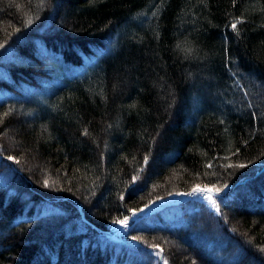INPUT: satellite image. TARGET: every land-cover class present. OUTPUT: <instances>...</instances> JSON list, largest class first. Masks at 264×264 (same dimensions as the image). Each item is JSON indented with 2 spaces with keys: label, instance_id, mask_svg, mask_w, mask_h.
Listing matches in <instances>:
<instances>
[{
  "label": "trees",
  "instance_id": "16d2710c",
  "mask_svg": "<svg viewBox=\"0 0 264 264\" xmlns=\"http://www.w3.org/2000/svg\"><path fill=\"white\" fill-rule=\"evenodd\" d=\"M0 264H264V0H0Z\"/></svg>",
  "mask_w": 264,
  "mask_h": 264
},
{
  "label": "rangeland",
  "instance_id": "374dc122",
  "mask_svg": "<svg viewBox=\"0 0 264 264\" xmlns=\"http://www.w3.org/2000/svg\"><path fill=\"white\" fill-rule=\"evenodd\" d=\"M26 152L29 153V151H26ZM30 157H33V156L30 155ZM31 161H32L33 164H35V160H32V159H31ZM203 189H204V188H203ZM196 193H199L200 196H206L204 199H206V200L209 201V202H212V199L209 197V194L207 193V191H204V192H196ZM197 196H198V198H202V197H200L199 195H197ZM114 230H117V231L114 232V234H116V235H118V236L121 237V232H122V230H123V227H121V226H116V228H114Z\"/></svg>",
  "mask_w": 264,
  "mask_h": 264
},
{
  "label": "snow or ice",
  "instance_id": "6c2138e0",
  "mask_svg": "<svg viewBox=\"0 0 264 264\" xmlns=\"http://www.w3.org/2000/svg\"><path fill=\"white\" fill-rule=\"evenodd\" d=\"M232 28H233V29L236 28V24H235V23L232 24ZM4 115H7V113H5ZM85 134H86V132H85ZM9 159H13V157L10 156ZM133 179H135V177H133ZM193 191H194V192H203V191L211 192L212 189H211V188H204V189H201V188H195ZM217 191H218V190H217ZM121 198H123V197H121ZM133 215H135V213H133ZM114 223H121V224H123L124 222H123V221H114Z\"/></svg>",
  "mask_w": 264,
  "mask_h": 264
},
{
  "label": "water",
  "instance_id": "95a60500",
  "mask_svg": "<svg viewBox=\"0 0 264 264\" xmlns=\"http://www.w3.org/2000/svg\"><path fill=\"white\" fill-rule=\"evenodd\" d=\"M172 201V200H171ZM157 208V205L156 204H152V205H150L147 209H146V213H148V212H150V211H152V210H154V209H156ZM111 237L113 238V239H120L119 237H117V236H115V235H111Z\"/></svg>",
  "mask_w": 264,
  "mask_h": 264
}]
</instances>
